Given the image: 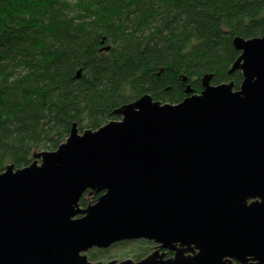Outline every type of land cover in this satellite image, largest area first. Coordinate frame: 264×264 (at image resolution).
Masks as SVG:
<instances>
[{"label":"water","instance_id":"95a60500","mask_svg":"<svg viewBox=\"0 0 264 264\" xmlns=\"http://www.w3.org/2000/svg\"><path fill=\"white\" fill-rule=\"evenodd\" d=\"M233 44L239 89L208 73L178 103L147 93L0 171V264H264V35ZM133 239L156 249L89 259Z\"/></svg>","mask_w":264,"mask_h":264},{"label":"trees","instance_id":"16d2710c","mask_svg":"<svg viewBox=\"0 0 264 264\" xmlns=\"http://www.w3.org/2000/svg\"><path fill=\"white\" fill-rule=\"evenodd\" d=\"M237 35H264V0H0V171L147 93L178 103L208 73L239 89Z\"/></svg>","mask_w":264,"mask_h":264},{"label":"rangeland","instance_id":"374dc122","mask_svg":"<svg viewBox=\"0 0 264 264\" xmlns=\"http://www.w3.org/2000/svg\"><path fill=\"white\" fill-rule=\"evenodd\" d=\"M155 243L150 242L146 239L144 240H136L133 241H123L121 243H116L112 247L107 249H98L93 248L89 251V255L91 253L96 255L94 261H109L110 259H119L124 260L125 258L131 259H140L145 257L153 252L152 247Z\"/></svg>","mask_w":264,"mask_h":264},{"label":"flooded vegetation","instance_id":"af4514ba","mask_svg":"<svg viewBox=\"0 0 264 264\" xmlns=\"http://www.w3.org/2000/svg\"><path fill=\"white\" fill-rule=\"evenodd\" d=\"M156 247V245H154L153 247H152V249H153V251H155V248ZM173 255V252H171V251H167V256H172ZM110 260H112V259H110ZM234 264H241V262H238V261H234Z\"/></svg>","mask_w":264,"mask_h":264},{"label":"bare ground","instance_id":"6f19581e","mask_svg":"<svg viewBox=\"0 0 264 264\" xmlns=\"http://www.w3.org/2000/svg\"><path fill=\"white\" fill-rule=\"evenodd\" d=\"M82 71H83V70H82V69H80L78 72H81V73H82Z\"/></svg>","mask_w":264,"mask_h":264}]
</instances>
